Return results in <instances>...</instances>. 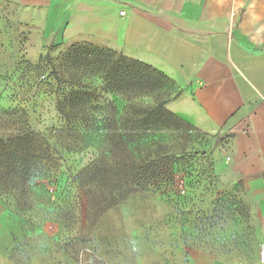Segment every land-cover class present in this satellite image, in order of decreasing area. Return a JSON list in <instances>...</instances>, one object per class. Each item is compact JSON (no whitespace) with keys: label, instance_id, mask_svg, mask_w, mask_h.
<instances>
[{"label":"rangeland","instance_id":"1","mask_svg":"<svg viewBox=\"0 0 264 264\" xmlns=\"http://www.w3.org/2000/svg\"><path fill=\"white\" fill-rule=\"evenodd\" d=\"M45 14L44 6L0 0V138L30 128L50 147L43 175L28 188L0 184V251L20 264L35 258L46 264H202L206 258L257 264L264 245L258 203L225 169L229 158L225 171L217 168L228 136L187 125L159 130L151 143L156 139L167 151L153 144V159L158 152L174 156L166 176L93 218L80 173L120 160L109 138L128 131L162 94L116 89L129 69L146 71L129 60L104 68L66 58L70 48L54 46ZM76 90L88 102L72 110ZM136 155L139 163L146 156ZM96 180L93 189L100 191Z\"/></svg>","mask_w":264,"mask_h":264},{"label":"crops","instance_id":"2","mask_svg":"<svg viewBox=\"0 0 264 264\" xmlns=\"http://www.w3.org/2000/svg\"><path fill=\"white\" fill-rule=\"evenodd\" d=\"M18 1L46 7L44 30L59 49H112L172 79L181 94L165 108L199 132L230 137L218 171L246 185L264 225V0ZM0 264L20 263L0 251Z\"/></svg>","mask_w":264,"mask_h":264},{"label":"trees","instance_id":"3","mask_svg":"<svg viewBox=\"0 0 264 264\" xmlns=\"http://www.w3.org/2000/svg\"><path fill=\"white\" fill-rule=\"evenodd\" d=\"M84 44L77 43L71 46L66 58H72L75 63L79 62V64L83 61H93L104 68L117 66L119 60H129L123 54L114 60V56L117 55L116 51L99 48L93 44ZM129 61L145 68L146 71L129 69L122 78V81H127L126 84L116 85V89H135L146 94L161 93L162 96L157 99L154 108L139 118L128 131L119 133L115 130L109 138L112 146L120 152L118 154L122 156L120 160L113 163L101 161L80 173L81 186L85 187L90 212L96 220L100 219L111 207L123 203L132 193L150 186L152 180L158 176H166V169L174 156L160 154L167 151V147L155 139L153 144L159 146L161 152L157 153V159H153L151 138L155 133L163 128L178 129L185 125L197 130L165 108L169 100L181 94L177 84L143 63ZM150 72L157 73L167 82H160L150 75ZM71 95L72 110L82 109L88 102V95L81 90L73 91ZM49 148V144L44 146L36 132L30 128L22 129L8 137H1L0 184L4 187L3 189L21 188L25 190L36 178L42 176L41 171L44 169L45 158L49 156ZM136 152L146 155L140 163L137 162ZM95 180L100 181V191L93 189Z\"/></svg>","mask_w":264,"mask_h":264},{"label":"built area","instance_id":"4","mask_svg":"<svg viewBox=\"0 0 264 264\" xmlns=\"http://www.w3.org/2000/svg\"><path fill=\"white\" fill-rule=\"evenodd\" d=\"M124 14V12H122ZM259 260L261 264H264V245L261 246L259 251Z\"/></svg>","mask_w":264,"mask_h":264}]
</instances>
